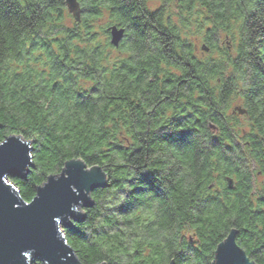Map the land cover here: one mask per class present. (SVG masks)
<instances>
[{
    "label": "trees",
    "instance_id": "trees-1",
    "mask_svg": "<svg viewBox=\"0 0 264 264\" xmlns=\"http://www.w3.org/2000/svg\"><path fill=\"white\" fill-rule=\"evenodd\" d=\"M79 1L76 24L65 0H0V140L34 148L29 175L10 182L27 202L67 162L102 168L86 218L64 229L81 264H213L233 231L264 264V0H164L177 5L168 12ZM175 11L208 24L219 59L196 55ZM113 24L125 30L118 48ZM235 95L248 130L228 115Z\"/></svg>",
    "mask_w": 264,
    "mask_h": 264
},
{
    "label": "water",
    "instance_id": "water-1",
    "mask_svg": "<svg viewBox=\"0 0 264 264\" xmlns=\"http://www.w3.org/2000/svg\"><path fill=\"white\" fill-rule=\"evenodd\" d=\"M69 11L78 23L82 20V8L79 0H66ZM111 42L119 47L125 37V30L113 26L109 29ZM203 50L209 51L207 46ZM240 115L246 110L236 108ZM4 148H0L3 159L0 162L8 165L22 163L17 160L16 145L24 144L31 153L27 171L33 166V142L25 141L20 136H11ZM89 172L95 179L82 184L78 173ZM8 175L5 180L10 182ZM49 183L43 189H37V200L33 205L25 207L18 188L15 194L11 186H0V264H81L73 249L68 244L64 229L74 227V222L83 221L84 209L92 206L91 194L95 188L105 186L108 182L106 173L98 166L89 167L81 159L67 162L59 175L48 178ZM47 180V181H48ZM46 181V182H47ZM233 181H229V186ZM42 187V186H41ZM19 204V209L14 207ZM59 212V215H53ZM54 224L58 225V235ZM237 232L233 231L215 252L213 264H255L237 243ZM232 250H228L227 245ZM219 254V255H218Z\"/></svg>",
    "mask_w": 264,
    "mask_h": 264
},
{
    "label": "rangeland",
    "instance_id": "rangeland-1",
    "mask_svg": "<svg viewBox=\"0 0 264 264\" xmlns=\"http://www.w3.org/2000/svg\"><path fill=\"white\" fill-rule=\"evenodd\" d=\"M164 6H167L166 7L167 12L169 10L171 11L176 10L177 8L175 1L171 3H166L164 2V0H155V1H151L150 3H148V7L151 10H156L157 8L164 7ZM179 14H181L179 11L178 12L175 11V15L172 16V21L173 23L179 26L178 28L180 29V33L182 37L194 47L196 55L203 60L219 59L220 56L218 52L212 53V51L210 50L209 52L204 53L202 50V46L207 45L206 41L203 40V38H205V32L207 30L208 24L205 26H202L201 24H199L200 19L196 15L187 14V16L186 15L184 16V15H179ZM106 23L107 21L104 22V24ZM72 25L73 24L71 23L70 19L64 20V23H63L64 27L65 26L71 27ZM99 26H101L100 22H99ZM53 37L54 36H52V39ZM234 41H236V39L234 40L232 37L226 36V34H223L221 37V46L226 47V50L230 55H233L235 52L236 42L234 43ZM114 55L119 56V52L116 51ZM84 87H88V86L85 85ZM233 99L234 100L231 103L232 106H230L228 110V115L234 116V120L238 123L239 125L238 127L240 129L248 130L247 120L244 117H242V115L233 112L234 109L242 107L243 102L241 101V99L238 98L237 95H235ZM254 177H255L254 178L255 192L257 194H260L262 191V184L264 183V179L262 175H260L259 173H256ZM185 235L187 239H190L194 237V232H192L191 230H188L185 233Z\"/></svg>",
    "mask_w": 264,
    "mask_h": 264
},
{
    "label": "snow or ice",
    "instance_id": "snow-or-ice-1",
    "mask_svg": "<svg viewBox=\"0 0 264 264\" xmlns=\"http://www.w3.org/2000/svg\"><path fill=\"white\" fill-rule=\"evenodd\" d=\"M162 131H167V129H162ZM173 134V133H169ZM174 135L177 136L178 139H182L184 133L182 132H176ZM9 141H4L0 140V148H4V146L8 143ZM24 144L20 143L19 145H16V155H17V160L22 161V163H16L15 165H8L7 163L0 162V186H11L12 189L13 185L8 181L4 179L5 175H8L13 178H26L29 175V172L26 170L29 163H30V158H31V153L27 150ZM3 159V156L0 155V160ZM58 175V174H57ZM78 176L81 178L82 184H87L90 183L95 179V176L92 173L89 172H81L78 173ZM40 177L37 176L36 179H39ZM49 180L47 182H43L42 187L39 189H43L46 185H48ZM15 194H18V190L14 189ZM38 197V196H37ZM37 197H34L32 200L27 201V203L19 200L25 207L33 205L34 201L37 200ZM14 207L16 209H19L20 205L19 204H14ZM59 212H54L53 215H59ZM54 227L56 230L58 229V225L54 224ZM58 232V235H62L61 232ZM227 245V244H225ZM228 250L231 252L232 250L229 248V245H227ZM219 255V254H218Z\"/></svg>",
    "mask_w": 264,
    "mask_h": 264
}]
</instances>
